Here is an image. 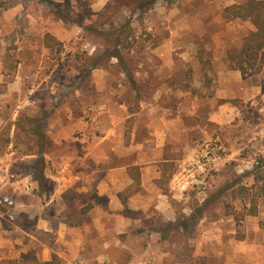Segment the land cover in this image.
<instances>
[{
	"label": "rangeland",
	"instance_id": "obj_1",
	"mask_svg": "<svg viewBox=\"0 0 264 264\" xmlns=\"http://www.w3.org/2000/svg\"><path fill=\"white\" fill-rule=\"evenodd\" d=\"M3 1L6 8L0 13V130L18 116L30 115L44 123L46 138L43 153L29 154L25 141L0 143V165L5 169L3 189L16 201L10 210L12 217L10 213L0 214V240L7 248L0 253V261L43 264L32 261L29 255L26 259L22 254L16 256L21 245L18 241L30 239L22 228L32 230L31 219L23 218L30 213L18 211L22 200L35 205L47 197L49 188L57 190L54 177L64 173L66 161L80 157L89 142H100L106 160L114 164L122 159L120 155L131 159L127 147L135 116L130 114L141 112L144 103L154 96L150 88L160 82L158 76L152 78L148 74L151 63L160 65L162 61L173 60L174 64L165 72L169 80L173 79V86H179L185 81L180 68L183 53L189 57L197 82L204 80V85L212 82V99L209 90L196 89L199 92L194 96L201 103L192 115H188L192 99L173 98L169 94L160 99L168 108L165 116L170 133L178 143H189L193 155L180 157L178 163H155L165 180L164 190H170L169 183L173 180V191L183 195L171 198L174 222L157 211L136 213L146 226L141 227L144 235L134 241L135 245L140 248L159 237L147 231L148 221L152 220L151 227L163 233L178 219L190 217V208L202 205L224 185L234 184V191L244 185L252 186V170L264 155V97L259 95L255 102L254 97L245 100L237 96V104H230L231 111L221 109L215 93L221 86L216 80L218 71L230 69L234 75L242 74L231 69L227 52L240 48L244 35L253 27L248 21L231 18L224 8L244 0H155L152 9L144 14L132 11L130 0ZM55 2L68 7L70 16L58 14ZM107 3L111 4L106 7ZM116 5L118 10L114 9ZM127 22L133 27L128 40L131 45L118 48L121 55L118 59L109 53L115 50L116 32ZM48 32L60 44L45 46L44 36ZM151 47L164 48L162 54L156 55L150 52ZM200 47H204L205 56L212 62L207 74L196 56ZM262 52L261 61L258 58L253 69L242 75L250 86L260 84L264 93V49ZM94 58L99 59L97 68H93ZM84 68L86 71H82ZM233 86L238 91V84ZM211 109L212 116L220 115L226 122L207 124L206 114ZM177 116L183 128L178 129L173 122ZM193 117L201 120V129ZM137 119L139 123L159 125L156 116L138 114ZM13 130L14 127L12 134ZM137 136L141 139L145 133L138 131ZM149 140L154 138L151 136ZM208 142H212L215 160L202 173L197 161ZM41 163L45 190L35 175V168ZM47 173L51 178L46 177ZM32 178L36 183H32ZM233 189L225 191V198L232 207L243 210L244 199L233 197ZM258 207L257 215H245L237 224L232 215H226L223 204L211 203L202 218L189 228L177 226L170 230L163 242L169 251L165 263L173 260L171 264H264V197L258 199ZM244 240L259 247L258 253L247 259Z\"/></svg>",
	"mask_w": 264,
	"mask_h": 264
},
{
	"label": "crops",
	"instance_id": "obj_2",
	"mask_svg": "<svg viewBox=\"0 0 264 264\" xmlns=\"http://www.w3.org/2000/svg\"><path fill=\"white\" fill-rule=\"evenodd\" d=\"M162 48L164 47H151L150 52L159 55L163 52ZM181 58L183 60L180 59V68L182 67L185 81L179 86H173V79L169 80L165 72V69L168 72L172 67L173 60L162 61L160 65L151 63L148 74L152 78L158 76L160 82H157L158 86L150 88L154 96L144 103L141 112L130 114L135 116L130 144L126 146L131 159H125L127 155H120L122 159L114 164V161L106 160L100 142H89L80 157L66 161L64 173L54 177L59 186L57 190L54 187L49 188L50 194L46 191L47 197L35 205L29 204L26 199L22 200L24 202L18 211L30 213H24L23 218L31 219L32 230L22 228L23 234L30 236V239L27 242L25 239L18 241L21 245L16 256L22 254V258L26 259L29 255L32 261L38 260L43 264H166L169 256L167 247L163 245L166 239L162 238V232L159 233L151 227L154 225L152 220L148 221L147 231L151 234L155 232L159 237L140 248L134 243L136 239L143 237L141 227L146 226L144 220L137 219L136 213L157 211L174 222L175 208L171 198L183 195L173 191V180L169 183L170 190H164L165 180L155 163H178L181 161L180 157L190 158L193 155L190 153L192 147L189 143H178L176 137L170 133L169 120L165 116L168 108L160 99L166 94L173 98L185 96L192 99V104L188 106V115L199 110L197 105L200 106L201 101L198 96H194L199 92L196 89L209 90V98L212 99V82L208 85H204V80L198 83L194 78V69L189 65V57L183 53ZM262 58L263 52L260 53L259 60ZM216 80L221 84L215 92L218 98L239 96L248 100L254 97L253 101L256 102L259 95L264 97L260 84L250 86L242 74L234 75L230 69L218 71ZM233 83L238 84V91L234 90ZM230 104L232 103L221 104V109L232 111ZM138 114L156 116L159 125L154 126L147 121L139 123ZM172 120L176 122L177 128H183L179 116ZM196 121L201 129V120ZM212 121L226 122V119L217 114L212 116L211 109L206 114V123ZM138 131H143L145 136L140 139L137 136ZM151 136L154 138L152 141L149 140ZM128 165L140 166L139 187L133 185L134 181L127 170ZM50 176V173L46 174L48 179ZM31 181L36 183L33 178ZM32 205L34 207H30ZM189 210L191 213L194 211L191 208ZM244 244L246 259L252 257L254 252L258 253V244L248 240H244ZM5 250L7 248L0 240V253H5Z\"/></svg>",
	"mask_w": 264,
	"mask_h": 264
},
{
	"label": "trees",
	"instance_id": "obj_3",
	"mask_svg": "<svg viewBox=\"0 0 264 264\" xmlns=\"http://www.w3.org/2000/svg\"><path fill=\"white\" fill-rule=\"evenodd\" d=\"M117 2L119 3L121 0H117ZM154 2L155 0H130L128 3L132 11L144 14L152 9ZM110 4L111 3H107L106 7ZM53 5L57 13L61 16H70L71 10L64 6L62 2H55ZM114 7L115 10L119 9L117 5ZM5 8L4 1L0 0V13ZM224 12L231 18L248 21L253 27L252 30L244 35L240 48L231 49L227 52V58L230 62L231 69L240 70L243 75H247L253 69L260 53L264 49V0H244L242 2H235L227 5L224 8ZM131 34H133V27L130 22H127L122 29L116 32L115 50L110 51L109 55L118 59L121 58L120 49L118 48H130L131 43L128 40ZM44 44L47 47H54L60 44V40L55 35L48 32L44 36ZM196 56L207 74V71L212 67V62L205 56L204 47H200L197 50ZM93 61V68L99 67V59L94 58ZM82 71H86V68L82 69ZM227 102L237 104L238 101L236 98L219 99L220 104ZM13 127L14 130L12 134ZM45 138L44 123L30 115H20L16 120L7 123L0 130V143L25 141L29 154L35 153L36 151L38 153H43L45 150ZM127 170L134 181L133 185L139 187L141 184L140 166L128 165ZM252 173L254 174L252 186L249 187V185H244L234 191V184L228 183L224 185L217 192L213 193L212 196L207 197L202 205L196 207L190 217H185L182 221L178 219V222L173 224L174 226L171 225L163 229L162 238L168 239L171 229H176L178 227L189 228V225L194 224L198 219L202 218L203 214L209 210L211 203L214 204L219 202V204H223L226 215H232L237 224L244 219L245 215H257L259 211L258 199L264 197V155L259 157ZM35 175L45 190V171L43 163H41L38 168H35ZM229 189H233V197L244 199L243 210L235 209L234 206L232 207L226 200L225 191ZM0 208L3 211L7 210L5 206H0ZM0 264H13V260L3 259L0 261Z\"/></svg>",
	"mask_w": 264,
	"mask_h": 264
},
{
	"label": "built area",
	"instance_id": "obj_4",
	"mask_svg": "<svg viewBox=\"0 0 264 264\" xmlns=\"http://www.w3.org/2000/svg\"><path fill=\"white\" fill-rule=\"evenodd\" d=\"M212 148V142L206 143L202 155L197 161V166L202 173L207 171V169L212 165V162L215 160L212 156ZM4 171L5 169L0 165V206H5L7 208L5 211L0 208V214L10 213V210L16 203L14 197L3 189L5 185V177L3 176ZM9 215L12 217L11 213Z\"/></svg>",
	"mask_w": 264,
	"mask_h": 264
}]
</instances>
